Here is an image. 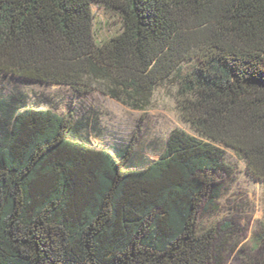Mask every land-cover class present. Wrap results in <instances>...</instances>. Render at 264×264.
I'll return each mask as SVG.
<instances>
[{"label": "trees", "instance_id": "16d2710c", "mask_svg": "<svg viewBox=\"0 0 264 264\" xmlns=\"http://www.w3.org/2000/svg\"><path fill=\"white\" fill-rule=\"evenodd\" d=\"M92 4L120 14L118 33L95 39ZM3 79L138 111L171 81L191 132L126 168L129 147L90 144L88 114ZM226 149L264 186V0H0V264H225L235 223L199 230L198 212L221 196ZM257 247L246 264H264Z\"/></svg>", "mask_w": 264, "mask_h": 264}, {"label": "rangeland", "instance_id": "374dc122", "mask_svg": "<svg viewBox=\"0 0 264 264\" xmlns=\"http://www.w3.org/2000/svg\"><path fill=\"white\" fill-rule=\"evenodd\" d=\"M93 33L97 41L105 40L121 29L120 14L102 5L92 4ZM19 89L26 94L30 105L53 107L58 113L68 106L78 116L88 114L92 125L88 132L91 145L111 152L129 147L126 168H139L149 160H157L168 133L174 128L191 132L181 120L175 103V86L167 81L159 86L150 106L144 111L132 110L98 89L87 88L78 94L61 85L16 83L2 80V92ZM49 99L46 102L44 99ZM223 164L224 188L217 202L198 212V229L218 226L224 220L235 223L233 241L237 250L225 264H246L256 257L257 242L264 238V186L247 171L245 162L226 149ZM250 258V259H249Z\"/></svg>", "mask_w": 264, "mask_h": 264}]
</instances>
